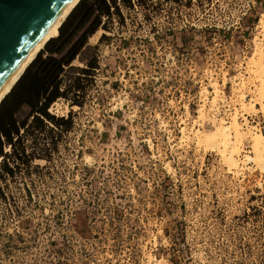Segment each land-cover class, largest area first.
I'll return each mask as SVG.
<instances>
[{"label":"rangeland","instance_id":"rangeland-1","mask_svg":"<svg viewBox=\"0 0 264 264\" xmlns=\"http://www.w3.org/2000/svg\"><path fill=\"white\" fill-rule=\"evenodd\" d=\"M115 3L73 62H92V75L63 76V88L83 87L82 106H50L68 126H30L3 146L0 264H264V171L252 162L229 171L191 134L204 96L209 117L228 121L238 107L255 39L264 50V0ZM255 107L245 117L264 134Z\"/></svg>","mask_w":264,"mask_h":264},{"label":"trees","instance_id":"trees-1","mask_svg":"<svg viewBox=\"0 0 264 264\" xmlns=\"http://www.w3.org/2000/svg\"><path fill=\"white\" fill-rule=\"evenodd\" d=\"M89 1L82 0L72 10L60 27L59 36L46 44L45 50L48 55L45 58L36 57L0 103V156L3 155L4 144L13 146L14 139L16 141L20 139L22 129L30 126L39 129L45 126L46 122L67 127L71 120L70 115L68 118H57L49 112L50 106L58 99L69 101L70 106H82L83 87L75 79L72 84L63 88V76L75 70L85 75H92L91 69L95 68L92 62L89 64V70L75 67L73 62L88 43V38L99 27H104L102 18L109 17L112 14L111 7L116 5L115 0H96L94 4ZM88 22H90L88 28L82 31L62 56L57 58L55 55L62 52L64 40L70 34L76 37ZM27 82H30L32 87L28 94H23L21 87ZM22 114L26 115L25 118H22Z\"/></svg>","mask_w":264,"mask_h":264},{"label":"bare ground","instance_id":"bare-ground-1","mask_svg":"<svg viewBox=\"0 0 264 264\" xmlns=\"http://www.w3.org/2000/svg\"><path fill=\"white\" fill-rule=\"evenodd\" d=\"M81 0H67L63 7L59 10L56 16L52 19L43 33L39 36L33 46L29 49L23 59L11 72L8 78L0 86V103L10 93L12 88L24 74L25 70L33 63L38 54L45 48L46 44L59 35V29L64 21L67 19L72 10L80 3ZM262 40L264 39V27L262 29ZM261 41V39H259ZM255 39L254 51L247 62L245 71L251 76L250 82L242 78L236 85L239 89L235 92L238 97L232 101L237 104L235 110L230 114V119L227 121L225 118L217 117V115L207 116L205 111L206 96H204L203 104L197 110V119L194 124H201V127L194 129L191 134L196 144L203 147L205 151L215 150L220 156V160L231 172L238 173L240 164L254 163L262 171H264V134L256 126L252 127L248 124L245 117L246 114L254 113L256 105L264 112V50L263 44ZM249 81V80H248ZM258 84H255V83ZM248 84H251V92L254 97L249 102L245 101L244 93H240L245 89ZM213 97L210 102L212 111L217 109V101L220 99V93L217 83H212ZM206 94L207 91L205 90ZM243 118V123L239 122V118ZM208 120L209 129H205L202 122ZM186 128L181 129L183 137L186 135ZM250 142V150L245 154L242 159L239 158L243 151V143ZM251 154V155H249Z\"/></svg>","mask_w":264,"mask_h":264},{"label":"water","instance_id":"water-1","mask_svg":"<svg viewBox=\"0 0 264 264\" xmlns=\"http://www.w3.org/2000/svg\"><path fill=\"white\" fill-rule=\"evenodd\" d=\"M67 0H0V86Z\"/></svg>","mask_w":264,"mask_h":264}]
</instances>
